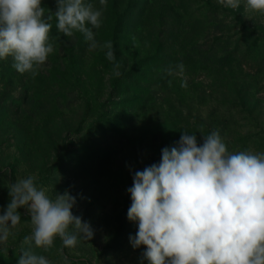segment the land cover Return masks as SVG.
Here are the masks:
<instances>
[{"label": "rangeland", "instance_id": "1", "mask_svg": "<svg viewBox=\"0 0 264 264\" xmlns=\"http://www.w3.org/2000/svg\"><path fill=\"white\" fill-rule=\"evenodd\" d=\"M42 7L53 17L54 52L38 75L0 60V116L17 117L0 127V214L9 185L34 176L53 199L65 190L75 196L74 215L94 231L63 255L59 238L47 250L33 247L36 254L51 264H64L63 256L69 264H148L144 247L130 242L138 230L127 217L135 171L159 164L182 132L202 143L218 131L229 153L264 152V14L245 11L244 0L238 9L218 0H107L94 32L99 45L113 43L116 76L106 50L90 51L79 32H58L55 0ZM181 63L186 88L167 73ZM18 211L0 264H17L31 234L27 210Z\"/></svg>", "mask_w": 264, "mask_h": 264}, {"label": "clouds", "instance_id": "2", "mask_svg": "<svg viewBox=\"0 0 264 264\" xmlns=\"http://www.w3.org/2000/svg\"><path fill=\"white\" fill-rule=\"evenodd\" d=\"M56 28L67 37L83 34L90 51L101 47L120 75L111 41L99 45L94 29L101 27L102 9L86 0H55ZM238 9L241 0H218ZM245 11L264 14V0H244ZM52 15L45 17L42 0H0V60L11 57L13 68L38 75L54 46L49 42ZM187 87L184 65L169 68ZM171 84V81H169ZM182 132L176 146L163 148L159 164L135 171L127 189L130 221L138 223L132 247H144L148 264H264V152L229 153L218 131L201 135ZM28 176L9 185L10 202L0 214V244L20 224L18 209L30 216L31 234L24 237L17 264H51L33 247L51 248L56 238L63 248L91 240L90 223L74 215L76 197L68 190L51 198ZM26 246V247H25ZM64 264H69L63 256Z\"/></svg>", "mask_w": 264, "mask_h": 264}, {"label": "trees", "instance_id": "3", "mask_svg": "<svg viewBox=\"0 0 264 264\" xmlns=\"http://www.w3.org/2000/svg\"><path fill=\"white\" fill-rule=\"evenodd\" d=\"M23 95H22V98L25 100V98H28V94H26L24 91L23 92H21ZM4 98H6V102H8V100L9 99H11V96H10V94L8 95V94H4ZM5 107H6V105H5ZM22 111V110H21ZM15 113H17V111L15 110ZM22 113V112H21ZM17 119V117H14V118H8V116H0V127L2 126V125H5V124H7V122L8 121H11V122H13L14 120H16ZM15 133V132H14ZM15 139H16V141H18V142H20V143H22V144H25V143H27V140H26V138H25V142L20 138V135L18 136L17 134H15Z\"/></svg>", "mask_w": 264, "mask_h": 264}]
</instances>
